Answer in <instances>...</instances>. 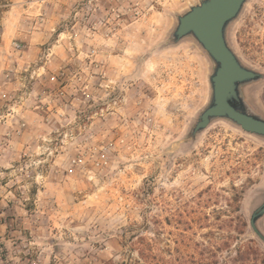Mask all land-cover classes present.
I'll use <instances>...</instances> for the list:
<instances>
[{"label": "rangeland", "instance_id": "rangeland-1", "mask_svg": "<svg viewBox=\"0 0 264 264\" xmlns=\"http://www.w3.org/2000/svg\"><path fill=\"white\" fill-rule=\"evenodd\" d=\"M24 1L0 0V264H264V136L194 131L216 63L174 31L203 0ZM225 35L264 119V0Z\"/></svg>", "mask_w": 264, "mask_h": 264}, {"label": "water", "instance_id": "water-1", "mask_svg": "<svg viewBox=\"0 0 264 264\" xmlns=\"http://www.w3.org/2000/svg\"><path fill=\"white\" fill-rule=\"evenodd\" d=\"M244 2L245 0H203L178 17L175 37L178 39L192 34L216 63L209 78L212 99L200 114L194 131L205 128L212 118L224 117L248 133L264 136V119L237 105L239 84L257 79L259 73L240 63L225 35L226 26L237 17ZM263 212L264 201L251 215L250 223L254 229L256 218Z\"/></svg>", "mask_w": 264, "mask_h": 264}, {"label": "crops", "instance_id": "crops-1", "mask_svg": "<svg viewBox=\"0 0 264 264\" xmlns=\"http://www.w3.org/2000/svg\"><path fill=\"white\" fill-rule=\"evenodd\" d=\"M19 1H20V0H19ZM24 3H29V2H28V0H25ZM12 7H14V6H12ZM15 7H17V6H15ZM18 7H19V8H23L24 6H18ZM27 7H28V6H27ZM23 9H25V11L27 10V8H23ZM11 10H12V9H11ZM10 12H12V11H10Z\"/></svg>", "mask_w": 264, "mask_h": 264}]
</instances>
